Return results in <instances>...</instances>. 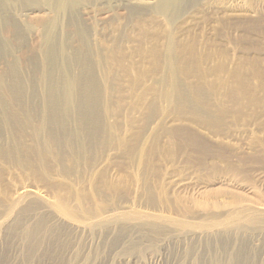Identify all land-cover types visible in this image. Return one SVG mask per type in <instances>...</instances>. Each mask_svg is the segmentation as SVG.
Returning <instances> with one entry per match:
<instances>
[{
	"label": "rangeland",
	"instance_id": "obj_1",
	"mask_svg": "<svg viewBox=\"0 0 264 264\" xmlns=\"http://www.w3.org/2000/svg\"><path fill=\"white\" fill-rule=\"evenodd\" d=\"M159 1L86 0L60 18L55 40L74 55L80 28L88 59L71 64L100 92V132L66 143L35 133L55 73L38 24L56 10H0V74L24 86L0 102L21 123L0 124V264H264V0Z\"/></svg>",
	"mask_w": 264,
	"mask_h": 264
},
{
	"label": "bare ground",
	"instance_id": "obj_2",
	"mask_svg": "<svg viewBox=\"0 0 264 264\" xmlns=\"http://www.w3.org/2000/svg\"><path fill=\"white\" fill-rule=\"evenodd\" d=\"M28 1L36 4L42 2L56 10V17L42 19L41 22L38 24L45 27L44 37L41 40L42 42H39L40 45L38 46V50H40V52L43 54V62L41 64V67L45 66L47 62L51 61L52 72L55 73L52 75L51 83L47 85L46 91L41 93L40 107L42 108V120L40 121L35 133L39 135L40 132L44 129L46 133H48L49 135H53L57 139H62L64 137V143H66V141H70L71 137L69 136L71 134H73L76 138L80 139L82 135V130L88 127L93 128L96 134L98 135L101 128V122L100 113L97 110L98 98H96V93L99 95L100 92L91 81L86 80L84 74H81L82 69L80 70L81 73H77L75 70L78 66H76L74 70L71 64L72 61H76V63L79 64L84 62L86 63L88 59L85 56L84 46L86 43L84 40V34L80 32V28L75 25V30L78 31L80 35V46L78 47L77 52L74 55L70 56H66V54L64 53V51H66L64 38L59 37L58 41L55 40L56 33L61 29L62 26L60 18L66 13H68L70 10H73L75 7H77L79 3L82 4L86 0ZM9 4L10 0H0V10L3 11L4 9H6ZM182 4L183 0H160L156 10L162 14H169L173 11L179 10ZM254 22L256 23V25L254 23L252 24H254L255 27H259L262 24L261 20H254ZM8 42L9 40H6L5 44L9 45ZM43 44L44 47L42 46ZM62 54H65V57H63ZM172 54L173 46L169 44L167 48L168 61H171ZM155 57L158 58L160 56L156 55ZM99 58L100 54H95L94 59L98 60ZM10 74L14 78L18 77L15 67H12L9 72V75ZM6 78L7 76H5L4 74H0V102L3 103L4 100H8L9 103L12 104L13 98L11 95H9V92L16 88V93H18L19 89H24V86L20 82L15 83L13 86H9L5 80ZM39 79L43 85V73H40ZM81 85L85 88L81 87ZM174 89V87H171V89L165 92V97L168 101L171 100V97L174 95ZM1 94L5 96L1 97ZM16 99L17 101L22 100L19 99V97H16ZM102 106L105 107L106 105ZM27 112L29 113V116L33 115V109H28ZM71 120L72 126L73 124L75 125L71 129L73 130V132L70 130L69 127L71 124ZM8 122H12V124H16L18 126L21 125V123L19 122V116L3 106L2 108H0V124L5 125ZM51 127H53L52 131L49 130V128ZM93 129H91V133ZM52 143H54V139L52 137L47 138V144ZM23 191L27 192L30 190L25 189ZM58 207L62 211L63 215L72 216L71 209L68 206L63 205L61 203V205L59 204ZM84 212L86 213L87 211L84 210ZM237 219L238 218H235L232 223H234ZM238 221L236 225L238 224Z\"/></svg>",
	"mask_w": 264,
	"mask_h": 264
}]
</instances>
